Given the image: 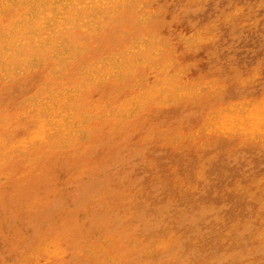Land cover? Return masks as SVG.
I'll return each mask as SVG.
<instances>
[{
  "label": "bare ground",
  "instance_id": "1",
  "mask_svg": "<svg viewBox=\"0 0 264 264\" xmlns=\"http://www.w3.org/2000/svg\"><path fill=\"white\" fill-rule=\"evenodd\" d=\"M200 1L0 0V231H6L0 254L8 257L9 264H128L129 258H137L133 250L139 244L129 235L133 226L124 220L126 214L125 218L118 209L126 196L131 198L138 175L121 179V167L142 163L152 168L151 147L173 156L191 154L200 163L204 150L219 142L221 134L237 135L249 147L261 143L264 99L258 101L254 95L255 100L239 102L237 98L222 107L210 103L203 92L206 87L228 81L210 80L220 68L211 70L213 66L197 62L202 48L215 44L214 24L226 23L235 30L245 20L242 9L229 3L205 23L185 27L178 21L177 28L170 26L176 4L187 8ZM210 57L206 61H215ZM234 74L233 78L240 77L239 72ZM251 77L258 80L259 74L252 70ZM219 85L218 92L224 94L225 84ZM185 108L196 110L197 118L179 129L160 127V112L165 111L169 120L177 115L172 110ZM203 163L206 158L198 169L194 167L198 171L193 179H204ZM174 164L167 167L174 190L170 191H192L187 174L179 173ZM164 175H149V180L168 183ZM260 182L252 179L247 188L258 190ZM243 187L236 182L233 194L253 199L257 191L249 193ZM180 232L168 231L163 240L155 236L144 256L174 252ZM252 239L264 243V225ZM199 242L192 241L190 247ZM200 246L205 248L203 243Z\"/></svg>",
  "mask_w": 264,
  "mask_h": 264
},
{
  "label": "rangeland",
  "instance_id": "2",
  "mask_svg": "<svg viewBox=\"0 0 264 264\" xmlns=\"http://www.w3.org/2000/svg\"><path fill=\"white\" fill-rule=\"evenodd\" d=\"M215 1H216V3H215ZM254 1H256V3H254ZM257 1L258 0H238V1L229 0L226 2V0H203V1H200L199 3H195L191 6H188L187 8H183L182 5L176 4V6L173 8V10H171V16H170L171 18L170 19L172 20L171 21L172 25H170V26H173L174 28H177L179 26L178 21L185 22L183 24L185 27H194L195 24L205 23L207 21V18L210 19L215 14H216V16H217V14L219 15L220 11L222 9L224 10L225 8L229 7L230 4H231L230 6H236L237 8L242 9V14L244 13L246 15L245 16L243 14L245 17V20L243 22H241L239 25L236 23H235L236 25L234 24L235 27H237V28H235V30L233 28V25H231V26L229 25L230 26V28H229V26L227 27L228 24H226V23L216 22V24H214V28L216 31L215 34L217 33L215 44L205 46L204 48H202V51H200L199 55L197 56L198 57L197 62L202 63L204 66L206 65L208 68H211L213 66L211 68V70H216V69L220 68L219 72L216 74L217 76L216 77L211 76V78H209L210 80H213L215 82V80H217L218 78H222V80L224 79V80L228 81V82L222 81L223 85L225 84V86H226V92H224V94H221L220 92H218V90L220 91V89H221V85H219V84H222V82H220L219 84L215 83L216 86L212 82L213 84H210L209 86H207L206 90L203 91L204 93H206L205 95L209 97V102L212 104H219L218 105L219 107H222L221 104H223V103L229 104V103H233L231 101L236 102L237 98H238L237 101H239V102L248 101L247 99H254L255 100L256 97H257L256 100H258V101H261L264 99L263 98L264 92H261V91H264V60H263L264 59V23H263L264 16H262V15H264L263 14L264 13V7H263L264 2H263V0H259L258 2ZM251 2H253V3L251 4ZM225 3L226 4L228 3L227 6ZM250 4L252 6H249ZM243 7H245V8H243ZM247 7L249 8L250 11L247 10L248 9ZM245 10H247V11H245ZM251 10H253V11H251ZM175 12H176V15H175ZM227 12H229V11L227 10ZM249 13L253 17H251L249 15ZM208 14H209V16H206ZM181 16H182V18L179 19ZM175 19H176V21H175ZM244 22L245 23L247 22V23L245 24ZM176 23H178V24H176ZM247 24H248V26H247ZM227 28H229V29L227 30ZM242 28H243V30H242ZM226 33H228V34H226ZM207 53H208V56H207ZM210 56H213L215 61H212L213 59L212 60L208 59V61H206L207 57L212 58ZM228 65H229V67H228ZM240 65L242 66V68ZM227 67H228L229 71L227 70ZM245 67L247 69L246 71H245ZM234 68L238 69V70H235ZM252 70H255V72H257V74H259L258 80L252 79V77H251V71ZM234 71L235 72L237 71L240 74V77H237V79L233 78V75H235ZM240 71H241V73H240ZM224 74H225V76H224ZM225 78H227V79H225ZM235 83H236V85H235ZM226 84H229V85H226ZM219 87H220V89H219ZM254 95H256V97ZM244 98L246 100H244ZM175 111H177V115L169 118V120L167 118H165V116H163V115H166L165 111H162V113L161 112L159 113L160 115L162 114L161 115L162 117L160 116L159 118H157L159 121V125H162L160 127L170 129L173 126H174V128L175 127L177 128L179 126V128H180L181 126H183L184 124L187 123V120L189 121V119H190V121H191L192 119L195 120L197 118V112L193 108H185L181 112L179 110H176V109L172 110L173 113ZM163 118H165V121ZM181 120H183V121H181ZM169 121H170V123H169ZM164 122H166V123L164 124ZM174 122H177V123H174ZM218 124H219V122L217 123V125ZM179 128H177V129H179ZM218 134H221V133H218ZM248 136L249 135L245 136V138ZM260 137L262 138L260 141L261 142L260 144H256L255 146L249 147V145H244L245 142H243V141H245V140L237 137V135H233L231 133L219 135V137H218L219 142H217L219 144L216 143L213 146H209L203 152V159L201 160V162H204L205 158H206V163L205 164L203 163V165H202L203 167H201L202 169H204V174L202 175L204 177V179H201V181L195 180L196 175L194 173V172L197 173V171H198L197 165H200L201 162L199 163V161L198 162L195 161L194 157L191 154L187 157L185 156L186 158L184 156H180V155H174L173 156V154L172 155L169 154V152L166 150L160 151V150L154 149L153 147H151L149 149L150 151L148 153L149 156L151 153L153 154V155L151 154L150 158L155 156L153 158V159H155V164L152 168H151L152 165H150V164L146 165L145 164L146 165L145 166L142 163H139V164L133 163V165H130L128 167H126L127 165H125L124 168L121 167L119 169L121 179H125V178L130 177L129 180H131L132 175H134V177H136L138 175L137 176L138 178H136L137 180L134 183V187H136V188H134V187L132 188L131 198H130V196L128 197L125 195L126 198L123 201L124 203H121V205H120L121 209L120 208L118 209L119 211L120 210L122 211V212L121 211L120 212L124 215V217L126 214L128 219L125 217L127 220L126 219H124V220L126 222H130L131 225L133 226V227H131L132 232L129 235H130V237L132 236L134 238V240L139 244L137 246L138 248L136 247V249L133 250V253H135V251H136V255L138 253V255L136 256L137 258H134V257L129 258L128 264L129 263H131V264H138V263L139 264H143V263L146 264V262L148 264H151V263L152 264H171V263L172 264H210V263L211 264H264V243H258L257 242L258 244H256V240L252 239V238H254L257 229H261L262 225H264V223H263L264 222V135L260 136ZM222 139H223V141H222ZM225 140H226V142H225ZM227 141L228 142L230 141L229 142L230 144L228 143L229 145L227 144ZM220 149H223V150H220ZM154 151H156V152H154ZM217 151L219 152V154ZM153 152L157 156L159 155V157L157 158V156ZM208 152H210V153L212 152V153L210 154ZM214 156H216V157H214ZM257 156H258V158H257ZM164 157L167 159H164ZM188 157H189V159H188ZM169 158H171V159H169ZM190 158H192L191 159L192 162L189 161ZM212 158H214V159H212ZM183 159H186V164H185V160H183ZM207 159H209V160H207ZM158 160L160 162H158ZM169 160H171V161H169ZM211 160H213V161H211ZM173 161L175 162V164L177 163L176 161H178L177 167ZM164 162L166 165L164 164ZM179 163H180V165H179ZM222 163H223V165H222ZM163 164L165 167L163 166ZM170 164H174V166L178 169L179 173L182 172L184 174L185 173L187 174V177H188L190 184L193 185V190H194V191L192 190L193 192L190 191L187 193H177V192L170 191L171 189L173 190V188L171 186L170 176H169V173L167 170V167ZM182 164H184V165H182ZM187 164L190 166H188ZM206 165H207V167H206ZM178 166H179V168H178ZM129 167H130V169H129ZM140 167H142V168H140ZM144 167L147 168V172H146V168H144ZM189 167H191V169H189ZM194 167L197 169H195ZM205 167H206V169H205ZM116 168L118 170V165L116 166ZM122 168L124 169V171H122L123 170ZM163 168H165V169H163ZM176 168H175V170H177ZM183 169H185V170H183ZM125 170H128L127 174L125 173ZM133 170L137 171L138 173L137 172L135 173ZM160 170H164L163 173ZM166 170H167V172H166ZM140 171H141V173H139ZM223 171H225V172H223ZM155 172H157V173H155ZM188 173H190L191 175ZM227 173H229V174H227ZM128 174H130V176ZM144 174H145V177H144ZM148 174L152 175V176H156L157 174H160L163 176L165 174L164 177H166L167 179L169 178L168 180H170V181H168V183H164V184H163V182L161 183L160 181H157V180H153L150 182V180H149L150 176ZM146 175H148V177ZM251 176H253V177H251ZM203 177H201V178H203ZM193 178H195V179H193ZM234 179L235 180L237 179V180L234 181ZM252 179H256V180L261 181L259 183V188H257L258 190H256V188H254V187H250L249 188L250 190L247 188L250 185L249 182ZM138 180H142V182L141 181L138 182ZM145 181L147 182V184L145 183ZM155 181H156V183H154ZM200 182H202V183H200ZM236 182H239L242 187L244 186L243 187L244 189L249 190V193H253V192L257 191L256 194L253 195V199L251 198V196L249 197V196L244 195V197H242L241 194H236V193L233 194L234 192H232V190L235 188ZM142 183H143L144 188H145L144 190L141 189V188H143ZM246 183H247V185H246ZM194 185H195V188H194ZM226 187H228V188H226ZM136 189H139V190H137L138 192L136 191ZM213 189L216 192L215 191L212 192ZM166 190H168V191H166ZM226 191H228L229 193H227ZM146 193L148 196L146 195ZM123 195L124 194H122V196ZM133 197L135 200L133 199ZM139 197H141V198H139ZM178 198H180V200H178ZM155 200H156V202H155ZM125 201H126V204H125ZM136 201H138V202H136ZM173 204H174V206H173ZM135 206H136V208H135ZM240 206H242V207H240ZM132 207H134L135 209ZM129 208L130 209L132 208V209L130 210ZM184 208H185V210H184ZM241 208H243V209H241ZM130 211H132V214L130 213ZM111 217L113 218V215H109L107 219L110 220L112 223ZM254 221H256V222L254 223ZM237 222H238V224H237ZM243 222H244V224H243ZM260 222H262L263 224L260 225ZM196 223H197V225H196ZM235 223L238 225L237 227H236ZM182 225H184V226H182ZM215 226H216V228H215ZM190 227H191V229H190ZM166 229H167V231H166ZM230 229H232V230H230ZM2 230H4V231H2ZM2 230H1L2 232L0 231V235L5 234V232H6L4 228ZM162 230H164V231H162ZM172 230H174L175 233ZM191 230H193V232H191ZM133 231H135V232H133ZM168 231H169V234H171V235L176 234V233L178 234L180 231H181L180 232L181 235L183 234L182 238H180L179 240H176L178 242L174 245L175 251L170 252L169 254H165V255H163V254L161 255L158 253V254H154V255H150V256L145 257L144 253H146L147 249L149 248L148 245L151 242H153L156 238H157L156 240H163L164 237L166 236V232L168 233ZM188 231H190L191 233ZM229 231H231V232L228 233ZM135 233L138 235H136ZM151 233H153L154 236ZM227 233H228V235H227ZM253 233H254V235H252ZM142 234H143V236H142ZM249 234H251V235H249ZM233 235H235V236H233ZM98 236L99 235H97V233H96V237H98ZM138 236H139V238H138ZM155 236H156V238H154ZM3 237H4V235L0 236V253H1L2 248H3L2 239H1ZM124 237L129 238L128 235H124ZM226 237H227V239H226ZM242 237H244V238H242ZM173 238H175V236H173ZM215 238L217 240H219L218 241L219 243L217 242V240H215ZM144 239H146V240H144ZM201 239H203V240H201ZM208 239H209V241H208ZM150 240H152V241H150ZM194 240H200V242H199L200 244H198L197 247H195V246L190 247L191 242ZM221 240L225 241L224 243H222V245H220ZM205 241H207V242H205ZM235 241H238V243L234 244ZM201 243L205 244V248L210 246L209 248L211 250L209 248H207V249L201 248V246L199 248V245H201ZM142 244H144L145 246L142 247ZM227 244H230V246L227 247L226 246ZM231 246H232V249H231ZM233 246H234V248H233ZM183 247H184V249H183ZM235 247H238V248H235ZM195 248L197 250H195ZM193 249H194V251H193ZM201 249L202 250L204 249L203 250L204 252L203 251L200 252ZM137 250H138V252H137ZM249 251H251V252H249ZM139 253H141V254H139ZM180 253H182V254H180ZM248 253H250V254H248ZM158 255H159V257H158ZM138 256L140 259L138 258ZM152 256L154 257L153 259H152ZM172 256L174 258H172ZM148 258L150 259V261ZM6 259H8L7 256L1 255L0 256V264H9L8 260L6 261ZM151 259L153 261L154 260L155 261L153 262ZM159 259H160V261H158ZM130 260H132V262H134V261L135 262L132 263V262H130ZM242 260H244V263L242 262ZM3 261L6 263H4ZM204 261H205V263H204ZM251 261H252V263H250ZM187 262H189V263H187Z\"/></svg>",
  "mask_w": 264,
  "mask_h": 264
}]
</instances>
